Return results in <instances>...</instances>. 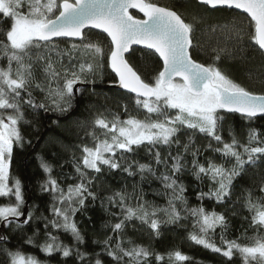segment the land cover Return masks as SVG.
Returning a JSON list of instances; mask_svg holds the SVG:
<instances>
[{"label":"snow or ice","instance_id":"obj_1","mask_svg":"<svg viewBox=\"0 0 264 264\" xmlns=\"http://www.w3.org/2000/svg\"><path fill=\"white\" fill-rule=\"evenodd\" d=\"M195 3L205 10H239L246 14L247 24L232 20L227 34L243 40L250 28L248 39L264 57V0ZM130 8L138 9L144 18L136 19L129 14ZM0 16L10 21L9 27L0 30V59L6 60L0 65V197H14L13 203L0 206V228L21 229L34 218L43 219L44 244L36 240L38 230L24 242L37 246L48 256L59 252L64 258L75 255L82 264H104L103 254L112 264H152L153 257L157 262L164 257L126 238V229L139 231L133 223L138 221L159 237L162 226L178 225L191 217L193 231L188 239L194 244L228 260L239 253L243 264H264V235L260 234L264 230V177L259 195L245 190L241 198L232 202V215L237 214V203L251 214L249 227L256 229L257 235L248 237L247 244L225 238L229 225L223 213L208 212L202 204L190 207L185 195L187 186L180 179L190 174L200 184L210 181L207 191L201 188L197 192V200L215 199L217 204L226 206L232 201L235 180L248 167L264 163V136L256 129H249L246 143H241L234 133H230V142L221 135L225 114L238 113L249 122L264 117V94L249 91L218 66L222 58L232 55L231 49H213L211 64L197 62L190 54L194 47L193 24L171 7L152 0H0ZM85 29L106 34L107 53L101 40ZM60 43L66 47L61 48ZM133 45L143 46L163 61V70L154 84L142 79L125 58ZM105 66L115 73L121 89L134 94L136 107L146 110L147 115L143 119L129 115L122 120L118 114L97 111L90 122L81 125L91 144L77 145L80 155L73 154L74 175L65 176L74 183L66 187L52 175V165L41 157L39 166L45 179L40 192L51 197V215L34 217V212L28 211L21 221L26 202L21 181L10 182V167L14 149L30 143L21 131L23 124L30 123L26 110L68 113L76 92L84 91L77 86L95 84L98 77L102 78ZM177 77L180 82H176ZM124 110L127 112L126 105ZM181 133L187 136V143H182ZM196 134L209 138L203 151L219 153V163L210 157L200 162L202 149L195 145ZM141 148L147 150L154 165L135 159ZM105 171L126 173L129 177L139 175L141 181L158 180L162 189L156 194L164 197L166 204L160 206L146 200L143 190L137 192L135 185L131 193L123 188L101 199L106 212L110 211L109 206L119 212H112L115 222L105 225L111 234L93 241L102 245L101 253L89 258L79 250L85 238L75 217L87 215L90 203L94 206L100 199L93 187ZM217 228L221 230L223 246L213 239ZM48 229L68 233L73 247L64 245ZM7 239L0 234V241ZM0 253L4 256L0 264H41L34 255L25 257L20 251L0 249ZM189 259L180 251L169 253L170 264Z\"/></svg>","mask_w":264,"mask_h":264},{"label":"trees","instance_id":"obj_2","mask_svg":"<svg viewBox=\"0 0 264 264\" xmlns=\"http://www.w3.org/2000/svg\"><path fill=\"white\" fill-rule=\"evenodd\" d=\"M152 2L160 6L171 7L181 14L186 22L193 24L194 47L190 49L193 59L205 65L211 64L213 63L212 57L215 55L213 49L227 47L232 50V55L222 58L221 61L217 62L218 66L235 82L249 91L264 94V57L256 51L255 46L248 39L247 32L251 29H246L243 40H238L235 35L229 37L227 34L230 21L244 20L247 24L246 16L230 10H205L203 7H198L195 0H152ZM133 16L138 15L133 13ZM9 25L8 18L0 16V30L6 29ZM86 33L100 39L105 53H107L109 42L103 35L92 31H86ZM60 47L64 48L66 45L60 43ZM240 49H243V51ZM126 59L130 61L142 79L154 84L155 77L161 69V64L154 54L140 49H132ZM4 64H6V60L0 59V65ZM102 72V78L98 77L95 84L85 85V87H82L84 91L76 92L73 108L68 113L26 110V119L30 123L23 124L21 131L25 140L30 141V143H25L23 148L16 147L14 149L10 167V182L15 179L21 181L22 193L25 202L27 201L23 220L26 218L28 211H33L34 217L51 215V197L47 193L40 192V184L45 179V174L39 166L41 157L52 165V175L57 178L62 186L66 187L67 184L74 183V180H66L65 176L74 175L73 154L80 155L77 145L81 142L91 144V139L86 136L85 129L81 125L90 122L97 111L105 112V114H118L122 120L128 118L129 115L139 119H143L147 115L146 110L136 107L134 97L111 87L116 81L107 66ZM125 105L127 106V112L124 110ZM225 115L226 120L223 122L221 129V135L225 141L230 142V133H234L241 143H246L250 128L256 129L264 136V117H257L249 122L244 117L233 113ZM181 138L182 143H187V136H184L183 133H181ZM193 139L195 145L200 146L202 149V155L199 157L201 163H204L205 159L209 157L216 159L218 163L220 162L219 153H214L211 150L203 151V147L208 143L209 138H205L202 134H196ZM212 143L215 145V141H212ZM172 151L175 153V145H173ZM135 159L140 163L154 165V161L145 148L137 150ZM187 159L190 160L191 157L188 156ZM160 171H163V168H160ZM262 177H264V163L259 167H248L246 173L235 180L232 201L226 206L217 204L215 199L197 200V192L201 188L207 191L210 181L206 180L203 184H200L190 174H185L180 179L187 186L185 195L188 198L190 207H197L202 204L208 212L223 213L226 215L229 225L224 233L225 238L229 240L236 239L238 243L247 244L249 243L248 237L257 235L256 229L249 227L251 214L242 207L241 203H237L235 205L237 214L232 215V202L241 198L245 190H252L254 195H259L258 189ZM134 185L137 192L143 190L146 200L160 206L166 204V199L156 194L158 190L162 189V185L158 180L149 178L146 181H141L139 175L129 177L126 173L121 172H103L93 187V191L97 193L100 199L96 201L94 206H91L89 202L87 215L77 214L75 217L85 238V243L79 245V250L86 252L89 258L101 253L102 245L93 241L102 240L106 235L111 234V230L105 225L109 222H115L111 215L112 212H119L118 208H111V206H109L110 211L106 212L101 207L100 200L113 191L123 188L131 193ZM13 202L14 197H0V205ZM131 202L134 204L136 201ZM245 217H249V219H245ZM15 223L20 222L15 221ZM44 223L43 219L34 218L28 225H23L21 229H15L11 226L8 229L0 228V234L8 238L7 241H0V249L20 251L23 255L28 256L34 255L41 261V264H65V262L66 264H82L75 255L64 258L61 253L57 252L48 256L40 251L37 246L24 242L28 236H32L38 230L36 240L38 244L43 245L46 239ZM133 223L140 230L127 228L126 238L149 247L154 253L164 257L159 262L155 261L153 257L152 264H170L169 253L175 251H180L190 257L188 261L177 262V264H243L239 253H236L232 260H228L220 253H214L191 242L188 239L189 233L193 231L191 217L182 220L178 225L162 226L159 237L153 236L150 229L147 226L140 225L138 221H133ZM48 231L58 236L60 242L64 245L73 247L74 241L68 233L52 229H48ZM260 234L264 235V230H261ZM220 235L221 230L217 228L213 239L218 246H223ZM3 258V254L0 253V260ZM101 258L104 264H112L111 259L106 255L101 254Z\"/></svg>","mask_w":264,"mask_h":264},{"label":"water","instance_id":"obj_3","mask_svg":"<svg viewBox=\"0 0 264 264\" xmlns=\"http://www.w3.org/2000/svg\"><path fill=\"white\" fill-rule=\"evenodd\" d=\"M128 11H129V14H131V15H133V13H134V14H137L138 16H136V17L134 16L136 19H143V18H144L143 13L139 12L138 9L130 8ZM211 11H213V10H211ZM230 11H235V12H237V13H239V14H242V15L246 16V14L239 12V10H230ZM86 31H92V32L99 33V34L103 35V36L107 39L106 34L101 33L99 30H96V29H91V30H90V29H85V32H86ZM107 40H108V39H107ZM132 49H140V50H144V51H147V52H150V53L154 54V55L156 56V58L159 60L160 64H161V69H160V71L163 70V61L159 58L158 54H156V53H154V52H151V51H149V50L143 48V46H141V45H133V46H132ZM130 52H131V50H130ZM130 52L125 54V58L130 54ZM108 69H109V71L113 74V76L115 77V81H116L111 87H112L113 89L117 90V91L123 92V93H125V94H128V95L134 97V94H133V93H129V92H127L126 90L121 89V88L119 87V85H118V78L115 76V73H113L109 67H108ZM176 81H180V80H179V77L176 78ZM82 87H85V85H83V86L78 85V86H77V88H82ZM231 114H232V113H231ZM233 114H236V115L241 116V115L238 114V113H233ZM241 117H242V116H241ZM26 206H27V201H26V203H25V205H24V207H23V209H22V211H24L25 213H26ZM24 217H25V216H24ZM24 217H21V221L23 220ZM17 222H20V221H17Z\"/></svg>","mask_w":264,"mask_h":264},{"label":"rangeland","instance_id":"obj_4","mask_svg":"<svg viewBox=\"0 0 264 264\" xmlns=\"http://www.w3.org/2000/svg\"><path fill=\"white\" fill-rule=\"evenodd\" d=\"M176 82H180V81H176ZM0 206H4V205H0ZM25 257H27L28 255H24Z\"/></svg>","mask_w":264,"mask_h":264}]
</instances>
